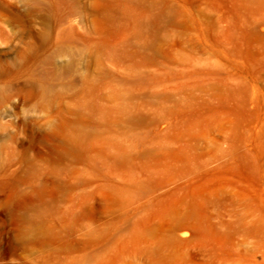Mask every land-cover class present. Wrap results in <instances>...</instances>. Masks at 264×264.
I'll return each instance as SVG.
<instances>
[{"label":"rangeland","instance_id":"1","mask_svg":"<svg viewBox=\"0 0 264 264\" xmlns=\"http://www.w3.org/2000/svg\"><path fill=\"white\" fill-rule=\"evenodd\" d=\"M0 264H264V0H0Z\"/></svg>","mask_w":264,"mask_h":264},{"label":"bare ground","instance_id":"2","mask_svg":"<svg viewBox=\"0 0 264 264\" xmlns=\"http://www.w3.org/2000/svg\"><path fill=\"white\" fill-rule=\"evenodd\" d=\"M36 230H37L36 231V234H38V233H41V234L45 233V230L42 229L41 227L37 228Z\"/></svg>","mask_w":264,"mask_h":264}]
</instances>
